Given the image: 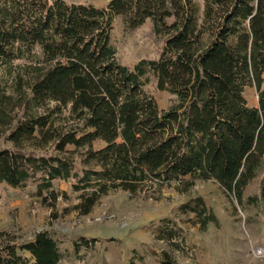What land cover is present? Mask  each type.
Segmentation results:
<instances>
[{
    "label": "trees",
    "instance_id": "16d2710c",
    "mask_svg": "<svg viewBox=\"0 0 264 264\" xmlns=\"http://www.w3.org/2000/svg\"><path fill=\"white\" fill-rule=\"evenodd\" d=\"M117 16L128 30L149 19L166 36L157 59L132 68L117 60L110 44ZM149 74L171 96L165 109L144 89ZM246 86L255 88V107L243 97ZM46 102L55 107L39 113ZM58 109L79 120L80 130L56 129ZM0 139L10 144L0 148V184H33L52 220L87 215L112 191L137 195L171 182L184 192L212 180L241 203L264 156V0H202L201 9L195 0H108L103 8L0 0ZM54 180L72 182L75 194L60 211L58 202L69 198ZM258 200L264 210V174ZM178 210L193 214L199 231L217 224L200 195ZM153 232L166 244L153 253L156 264H187L176 258L192 257L176 219L159 218ZM95 242L73 240L75 255ZM60 259L47 230L0 244V264ZM143 260L132 250L125 264Z\"/></svg>",
    "mask_w": 264,
    "mask_h": 264
},
{
    "label": "rangeland",
    "instance_id": "374dc122",
    "mask_svg": "<svg viewBox=\"0 0 264 264\" xmlns=\"http://www.w3.org/2000/svg\"><path fill=\"white\" fill-rule=\"evenodd\" d=\"M66 3L105 7L108 0H63ZM202 8V0H195ZM172 19H169V22ZM166 36L153 31L152 22L147 19L138 28L125 29L121 17H114L110 31V44L116 51L117 60L132 68L140 59H157ZM152 95L158 108L165 109L171 103L166 91L155 87V79L149 74L144 85ZM243 97L248 106L256 103L254 87L246 86ZM55 107L46 102L38 112H49ZM60 110V109H58ZM54 127L61 131H79L81 122L71 118L65 110L51 115ZM97 141L94 148L101 146ZM10 144L0 139V148ZM76 170L81 166L76 164ZM263 163L256 177L246 187L241 203L228 196L212 180L194 181V185L181 191L182 184L171 182L153 185L150 190L137 195L117 190L109 192L84 216L75 212L50 218L49 210L34 195L35 187L29 184L22 189H13L0 184V244L30 239L35 232L47 230L58 243L61 259L58 264H125L136 250L144 256L142 264H156L153 253L166 248L162 241L154 239V228L159 218L167 216L186 230L192 257L176 255L181 263L187 264H264V210L258 200ZM188 178V177H186ZM72 182L53 181V188L68 194L67 201H59L57 209L70 206L75 194ZM200 195L206 206L217 219L206 231H199L193 214L180 213L179 205L188 198ZM96 238L90 249L81 248L75 255L72 241L79 237ZM153 254V255H152Z\"/></svg>",
    "mask_w": 264,
    "mask_h": 264
},
{
    "label": "crops",
    "instance_id": "0c3cea01",
    "mask_svg": "<svg viewBox=\"0 0 264 264\" xmlns=\"http://www.w3.org/2000/svg\"><path fill=\"white\" fill-rule=\"evenodd\" d=\"M256 104H257V103H255V104H252V105H251V107H255V106H256Z\"/></svg>",
    "mask_w": 264,
    "mask_h": 264
}]
</instances>
